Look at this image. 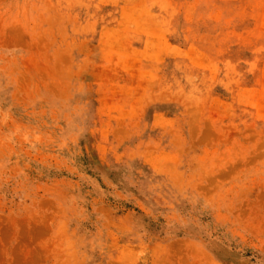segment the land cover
Returning a JSON list of instances; mask_svg holds the SVG:
<instances>
[{
    "label": "rangeland",
    "instance_id": "1",
    "mask_svg": "<svg viewBox=\"0 0 264 264\" xmlns=\"http://www.w3.org/2000/svg\"><path fill=\"white\" fill-rule=\"evenodd\" d=\"M0 264H264V0H0Z\"/></svg>",
    "mask_w": 264,
    "mask_h": 264
}]
</instances>
